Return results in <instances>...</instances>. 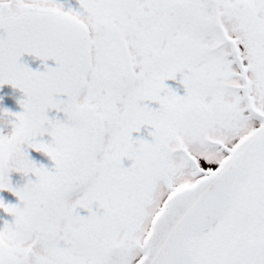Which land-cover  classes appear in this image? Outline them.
Instances as JSON below:
<instances>
[{"label":"snow or ice","instance_id":"obj_1","mask_svg":"<svg viewBox=\"0 0 264 264\" xmlns=\"http://www.w3.org/2000/svg\"><path fill=\"white\" fill-rule=\"evenodd\" d=\"M77 2L0 0V264H264V0Z\"/></svg>","mask_w":264,"mask_h":264},{"label":"water","instance_id":"obj_2","mask_svg":"<svg viewBox=\"0 0 264 264\" xmlns=\"http://www.w3.org/2000/svg\"><path fill=\"white\" fill-rule=\"evenodd\" d=\"M21 62L26 64L32 71H45L44 63L33 56L25 55L21 58ZM47 67L54 68V61H47ZM0 98H2L0 99V104L5 105L6 107L13 110L21 111L18 101L23 99V94L18 89H13L10 85H4L3 87H0ZM28 155L37 166H42L40 157L35 151L29 149ZM34 179L35 178L32 176L23 177L19 173H12L10 175L13 188H22L28 182V180L34 181Z\"/></svg>","mask_w":264,"mask_h":264},{"label":"rangeland","instance_id":"obj_3","mask_svg":"<svg viewBox=\"0 0 264 264\" xmlns=\"http://www.w3.org/2000/svg\"><path fill=\"white\" fill-rule=\"evenodd\" d=\"M70 8L72 10H75L74 7H71L70 6ZM180 79H181V77L178 75L175 81L169 80V81H166L165 83H166V85L169 88H172L174 91H177L176 93L178 95L183 96L184 95V89H183V86L179 83ZM0 108H2V107H0ZM8 110H11V109H8ZM61 114H63V113H59L58 114L55 111H52V112L49 113V118L50 119L51 118L53 119L55 117L61 116ZM57 119L63 121L65 119V117H63V118L62 117H59ZM148 131H149V129H141L140 133L133 134V138L136 139V138H138V136H141L140 134H142L144 132H148ZM144 135H145V133H144ZM146 137L149 138V140H150V137H148L147 134H146ZM43 140H44V142H49L50 141V138L47 137V136H45L43 138ZM36 153L42 159V161H43L42 163L47 167V169H50V167H54V165L53 166L48 165V164H53V163H52V161L47 156H45L43 153H38V152H36ZM124 162H128L129 163L128 167H130V164H131L130 161H124ZM0 200H3L4 203L5 204H8V205H16V203H17V199L14 197V195L12 193H10V192H7V191L0 192ZM81 215L84 216L83 214H81ZM12 221H13V217H11L10 215H7L6 213H4V211L2 209H0V228H2L4 226V223L5 222L11 224Z\"/></svg>","mask_w":264,"mask_h":264},{"label":"flooded vegetation","instance_id":"obj_4","mask_svg":"<svg viewBox=\"0 0 264 264\" xmlns=\"http://www.w3.org/2000/svg\"><path fill=\"white\" fill-rule=\"evenodd\" d=\"M57 3H59V4H61L63 7H64V9L67 11V10H69V9H71L70 8V6L71 7H74L75 8V10H78L79 9V5H78V2H77V0H57ZM177 92V91H176ZM0 107H2V108H0V109H10V108H6L5 106H3V105H0ZM151 107H153V108H157L158 107V105H151ZM13 109H11V110H8V111H10V112H12V113H19L20 111L19 110H13ZM59 117H64V115L63 114H61V116H59ZM59 117H55V119H57V118H59ZM52 119V118H51ZM144 133H145V135H144ZM144 133H142V134H140L141 136H138V138H142V139H146L147 137H146V134L148 133V132H144ZM135 134V133H134ZM147 139H149V138H147ZM40 160H41V163L43 162L42 161V159L40 158ZM48 165H51V166H53V164H48ZM128 165H129V163L128 162H124V167H128ZM42 166H44L45 168H47L43 163H42ZM53 167H50V169H52ZM49 169V170H50ZM16 199H17V203H16V205L17 204H19V200H18V198L16 197V196H14ZM80 214H83L84 216H86L87 215V213L85 212V211H83V210H81L80 211Z\"/></svg>","mask_w":264,"mask_h":264},{"label":"clouds","instance_id":"obj_5","mask_svg":"<svg viewBox=\"0 0 264 264\" xmlns=\"http://www.w3.org/2000/svg\"><path fill=\"white\" fill-rule=\"evenodd\" d=\"M2 142L8 146H15L17 141L14 135H10V136H5L2 140ZM28 195L34 199H43L44 198V193L39 189V188H31L28 191ZM3 235H5L6 237L13 235V233H11L8 230H4Z\"/></svg>","mask_w":264,"mask_h":264}]
</instances>
